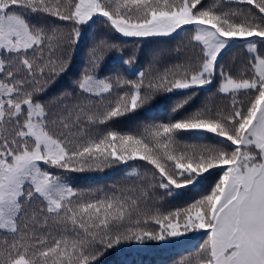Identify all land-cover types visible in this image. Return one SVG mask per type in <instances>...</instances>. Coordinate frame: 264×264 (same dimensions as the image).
Instances as JSON below:
<instances>
[{"label":"snow or ice","instance_id":"snow-or-ice-1","mask_svg":"<svg viewBox=\"0 0 264 264\" xmlns=\"http://www.w3.org/2000/svg\"><path fill=\"white\" fill-rule=\"evenodd\" d=\"M92 25L114 36L61 87ZM168 39L106 71L124 44ZM110 169L108 188L73 175ZM189 233L180 264H264V0H0V264H99Z\"/></svg>","mask_w":264,"mask_h":264},{"label":"trees","instance_id":"trees-1","mask_svg":"<svg viewBox=\"0 0 264 264\" xmlns=\"http://www.w3.org/2000/svg\"><path fill=\"white\" fill-rule=\"evenodd\" d=\"M99 35H104L109 38L114 36L113 33L105 31L100 25L85 27L83 38L81 39L79 47L75 53L71 70L61 81V87H70L72 85L73 78L79 73L86 61L87 46L91 43L94 37ZM120 39L122 40L124 38L121 37ZM177 43H179V40L168 39L163 43L159 41H149L145 42L140 49L135 48L131 43L124 44L120 51L111 54V59L108 61L106 71L117 70L118 66L122 64L124 59L135 55L136 58H138L139 63L126 66L128 67L129 73H131L134 69H139L144 66L153 50H159L161 48L174 49ZM244 55L245 52L242 49H229L222 62L226 65L233 62L238 64ZM168 58L169 57L166 55L165 59ZM205 95H207V93H202L200 97L197 98L196 104H199ZM167 103L170 110L173 101H168ZM158 111L164 113V108L161 107ZM124 167V165H121L119 166V169H123ZM119 169L106 170L104 173L73 175L88 177L87 179L79 180L77 182L78 187L108 188L113 184L122 182L124 172ZM216 178V176H210L199 190L186 193V195L180 200L172 201L171 204H169L167 199H165L160 201V203L164 205V207L184 206L186 203H191L208 192L211 186H213ZM202 235V233H189L186 238H181L179 242L173 244H166L157 241H146L143 244H138L135 241L125 242L114 249H109L102 257H100L99 264H180V261L186 256L195 255L193 250L202 242Z\"/></svg>","mask_w":264,"mask_h":264}]
</instances>
